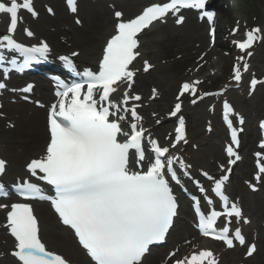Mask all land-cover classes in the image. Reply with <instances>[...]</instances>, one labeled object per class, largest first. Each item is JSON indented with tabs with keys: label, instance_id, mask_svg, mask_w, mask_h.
<instances>
[{
	"label": "snow or ice",
	"instance_id": "snow-or-ice-1",
	"mask_svg": "<svg viewBox=\"0 0 264 264\" xmlns=\"http://www.w3.org/2000/svg\"><path fill=\"white\" fill-rule=\"evenodd\" d=\"M66 3L71 12L77 11L75 0H66ZM21 9L26 10L33 18L38 15L33 0H0V14H6L10 18L7 33L0 35V50L20 53L24 57L23 66H27L31 61L47 59L50 49L43 41L29 47L14 39ZM182 9L199 10L201 18H206L210 24L214 20V12L205 10L206 0L153 3L145 7L140 15L128 20L121 18V12H115V34L103 48L98 71L86 68L83 73H77L80 79L70 83L56 79L58 90L55 95L58 99L48 110L49 140L45 153L26 165L32 176L53 186L55 195H44L39 185L27 179L15 185L17 192L25 199L50 200L60 221L74 231L79 244L95 264H142V258L150 250L149 246L165 239L177 211V200L167 177L170 176L171 180L179 183L174 165L187 168L183 160L170 155V147L175 148L186 137L185 119L183 115H178L182 112L181 97L186 93L193 95L196 98L191 103L195 104L198 99L220 94L204 92L198 95L200 81L184 82L181 85L175 98L176 103L168 112V116L178 119L174 130L175 139L169 146L160 145L143 127V117L137 111L139 105L133 103L131 107L127 106L130 100L141 99L139 95H132L129 91L136 75L133 62L140 55L135 51L138 47V34L154 21H163L168 14L177 16ZM48 11L51 12L52 9L49 8ZM183 19L182 15L177 16L175 22L180 24ZM76 23L79 24L80 20H76ZM24 32L29 37L34 35L28 29H24ZM236 32L237 29L232 30L233 35ZM261 32L260 28H252L245 33L242 41H234L235 46L250 57L252 52L247 50L254 42L264 40ZM210 35H214V29ZM77 55L78 53L72 52L70 56H60L59 59L75 72L71 57ZM237 59L244 61L243 56ZM4 60L5 56L0 52V61ZM11 63L15 66L14 60ZM150 67L145 61L144 70L148 71ZM248 70L249 65L245 61L243 72ZM8 71L4 70L5 79ZM232 79L237 84L242 80L239 64L233 67ZM258 83L264 82L255 77L251 79L249 95ZM123 84H127L129 90L124 91L122 99L117 103L110 97ZM6 87V83L0 82V90ZM32 88L33 85L28 84L19 91L29 93ZM155 95L156 90L153 89V97ZM232 113V106L224 101L223 119L231 137V144L225 149L229 157L227 172L240 159L233 147H239L240 141L238 131L233 127ZM127 114H130V121ZM240 122L243 123L242 120ZM156 123L159 124L160 120L157 119ZM260 127L264 129V121H261ZM146 138L154 158L151 154H146L143 143ZM259 147L264 149V140ZM256 155L260 157L261 153ZM131 164L140 170H133ZM5 165L6 161L0 159V175L5 172ZM257 167L255 179L259 181L264 175V164L258 163ZM202 174L213 182L212 192L222 202L223 211H217L213 207L205 215L197 202V227L201 235L222 241L228 248H232L234 242L244 245L245 236L239 227L232 229V218L243 220L244 223L248 221L243 217L238 204L230 203L224 192V184L229 176L223 174L217 179L207 172ZM194 182L201 192H205L199 181ZM0 195H8L3 184H0ZM205 200L209 206L213 204L207 195ZM0 209H8L5 227L14 237L15 250L11 254L19 264H68L64 257L48 250L42 242L38 220L30 204H0ZM221 217L225 218V223L218 229L216 225ZM255 250L254 244L249 245L247 255L251 256ZM171 255L174 253H170ZM174 264H217V261L211 250L202 249L176 260Z\"/></svg>",
	"mask_w": 264,
	"mask_h": 264
},
{
	"label": "bare ground",
	"instance_id": "bare-ground-1",
	"mask_svg": "<svg viewBox=\"0 0 264 264\" xmlns=\"http://www.w3.org/2000/svg\"><path fill=\"white\" fill-rule=\"evenodd\" d=\"M50 2L54 7L56 8L57 12L59 13L60 19L62 18V21L67 20L66 17H61L60 14H64L63 8L60 4V0H46ZM141 0L133 1L130 6L132 8L137 9L139 5L141 4ZM96 3H87V7L92 8ZM97 5H103L97 3ZM129 5V4H128ZM125 4L118 3L116 5L122 8L127 7L129 9V6ZM104 15L101 16L98 12L94 11L92 14H90V17L86 18V22L88 23V32L87 33H95V38L101 37L109 34V28L111 26V19L109 20V13L105 9ZM57 18V23H59V26H57L53 31L56 34L59 35H65L68 34L65 33V30L61 27L60 24H62L61 20ZM46 20V17L40 16L38 19V22L35 23L32 26L34 36L32 39L43 37L48 38L51 42V45L53 47L54 51H57L59 49V46L56 44L55 38L46 35L45 33L48 30L47 25L44 23ZM29 21V20H28ZM26 20V25H31V22H28ZM104 24V25H103ZM194 25V22L191 21L190 17L188 18V21L185 24V30L191 29ZM200 26H198L200 30ZM66 28V27H65ZM70 30V29H69ZM166 34H172V36H176V31L174 29L170 28V26H165L164 28H160L158 36L156 39H154L151 42V45L154 46L153 49H156L157 46L162 44L163 40L166 39ZM188 36V34H183V37ZM21 37V36H20ZM91 36L87 35L82 38V40H79L75 37H68L66 38V41L64 43V47H81V52L79 54L78 62L83 65L90 66L93 63V58L95 57L97 48H90L84 50L83 46L88 45V40L91 39ZM197 37L199 39H202L203 36L201 32L199 31L193 36ZM22 39H27V37H21ZM42 38V39H43ZM196 38V39H197ZM60 48H62L60 46ZM157 51L151 52L152 56L156 54ZM157 60L159 56L155 57ZM147 58H143L142 61L146 60ZM142 67V66H141ZM157 70L153 74V76L149 77L148 79L143 78L142 74H139L137 78H135V85L132 88L137 95H141L144 99V102L147 101V97H149L152 93L149 92V95L146 96L145 91L149 87L159 89L158 93V100L149 103L148 105V112L150 113H156L157 119H160L164 115V111L168 108L169 103L172 99V91L173 87L176 83V80L170 77L168 74V66H157ZM148 89V90H150ZM35 97L37 99L42 101V104H45L46 100L51 101V96L49 94L48 88H46L45 85L39 84L37 89L35 90ZM174 98V97H173ZM148 102V101H147ZM159 104V107L158 105ZM5 111L7 112V115L9 118H7V121H9L12 124L13 129L11 130H4L2 131L0 126V149L3 150V153L7 159V172L6 176L10 179H15L16 177L22 176L24 174L22 167H21V161L25 159V157H28L32 154L42 156L41 150L44 148V141L48 140L46 128H43L42 126V117L43 112L40 109L31 108L29 105H21L16 104L15 106L5 104L4 106ZM142 114V110H140ZM185 115L187 116V121L189 125V131H190V140L192 143H195L198 139H200V134H198V131H196V123L198 120H200V114L195 112L191 108L185 109ZM144 120V119H143ZM150 116L147 121L148 126H152L153 123ZM150 123V124H149ZM1 124V122H0ZM46 125V123H45ZM167 127V122H162L158 127L153 128V132H158L160 130H163ZM163 128V129H162ZM220 137V132L217 133ZM195 141V142H194ZM201 152V151H200ZM220 158V152L217 148H211V150L207 152H203L202 154H198L194 158L191 159L193 166L196 168H203V169H209L213 170V166L215 164V161H217ZM207 160L209 163H207ZM233 194V192L231 193ZM252 203L254 201H249L246 206L247 209L250 210L253 208ZM36 214L41 222V234L42 238H44L45 242L48 244L49 248L51 247L54 250L59 251L63 255H65L68 259L71 261L78 263V264H90L87 262V260L83 257L82 253L76 248L75 244L72 243L69 239L68 234L64 229L57 230V224L56 219L54 216L50 213H48V210L45 205L43 204H36ZM252 216H255L256 213H252ZM3 213L0 211V253H5L6 257L4 260L0 259V264H16L9 256H8V246L11 243V240L3 233L1 229V217ZM248 233V232H247ZM249 234V233H248ZM217 246V245H216ZM216 252H218L216 250ZM221 257V263L223 264H229L230 262H233L237 256H238V250H233L229 252H222L219 254ZM220 259V258H219ZM160 261L159 259H157ZM145 264H154V260L149 258ZM156 264H159L156 263Z\"/></svg>",
	"mask_w": 264,
	"mask_h": 264
},
{
	"label": "rangeland",
	"instance_id": "rangeland-1",
	"mask_svg": "<svg viewBox=\"0 0 264 264\" xmlns=\"http://www.w3.org/2000/svg\"><path fill=\"white\" fill-rule=\"evenodd\" d=\"M230 5L227 7V10L221 14V22L219 26L221 29L225 30V33L228 32V28L234 24L236 21H239V25H245V23H249V25H258L264 29V0H229ZM132 15V14H131ZM47 19L46 24L53 28L56 25L57 21V12L54 17H48L45 13H43ZM130 16V15H129ZM59 25V24H58ZM67 24L63 23L62 28ZM68 25L75 29L70 32L71 36H74L78 39H82L83 35H86L88 32V28L86 27V23L83 22L81 27H77L72 20H69ZM50 28V29H51ZM179 31L178 37H173L171 34H168L169 40H165L157 46L156 49H153L154 46L149 42L155 38L157 34L156 32L152 34H148L145 36L143 40V51L144 53H149L150 51H157L153 57H157L158 61L165 58H174V59H166L161 63L168 66V74L171 78L176 80V83L173 87V92H175L177 88V83L180 80H184L188 78L189 75L193 74L196 68V58L201 52L205 49L206 44V36L204 35L202 41L199 39L193 38L192 35L196 33V31L188 33L189 30H185V27L176 28ZM53 30V29H52ZM202 31V30H201ZM188 34V36L183 37V34ZM153 37V38H152ZM223 38V37H222ZM102 44V40L93 39L91 41L90 47L96 46L98 49V53L100 51ZM150 50V51H149ZM152 56V54H151ZM151 57V59L153 58ZM150 59V58H149ZM256 65L258 68L263 70H259L260 74L258 76H264V40L262 45L258 49L257 55L255 56ZM229 60L226 58L225 53L220 51L219 49L213 50L206 59V69L199 72V75L205 79L202 88L207 90L209 88H218L222 84L225 83L226 79L229 76ZM214 75L212 77L211 75ZM153 75V74H152ZM155 76V75H154ZM257 94H261L263 96L257 97ZM241 98V102L236 104L237 108L242 112L246 113L247 121H249V126L254 130L253 123L255 119L260 118L264 114V89L258 91L254 97L248 98L246 97L245 91H239L236 95ZM243 100V101H242ZM159 107V104H157ZM197 111L203 112L204 106H199ZM214 131L218 128V125L214 126ZM199 131L202 133L201 125L198 126ZM213 135V134H212ZM214 136V135H213ZM217 139V138H216ZM216 139H208L211 144L216 143ZM205 143V142H204ZM203 143V144H204ZM203 148V146L201 147ZM253 149V148H252ZM198 154V153H197ZM260 196V197H257ZM256 204V213L258 215L257 218V229L255 232L262 237V229L261 223L264 222V183L262 184L261 191L258 195H253ZM259 204V206H258ZM258 240L257 252L254 257L248 261H244L245 264H264V238ZM243 251L240 252L239 255L242 258ZM238 260V259H237ZM236 263V262H235ZM234 263V264H235Z\"/></svg>",
	"mask_w": 264,
	"mask_h": 264
}]
</instances>
